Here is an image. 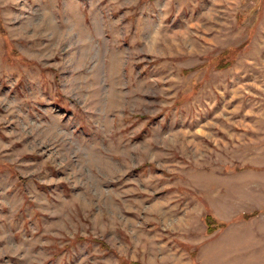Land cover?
<instances>
[{
    "label": "rangeland",
    "instance_id": "obj_1",
    "mask_svg": "<svg viewBox=\"0 0 264 264\" xmlns=\"http://www.w3.org/2000/svg\"><path fill=\"white\" fill-rule=\"evenodd\" d=\"M0 264H264V0H0Z\"/></svg>",
    "mask_w": 264,
    "mask_h": 264
}]
</instances>
